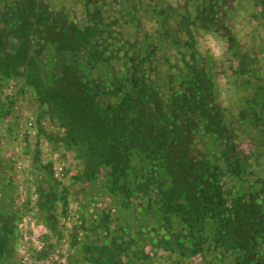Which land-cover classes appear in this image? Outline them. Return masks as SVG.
<instances>
[{"label": "rangeland", "instance_id": "374dc122", "mask_svg": "<svg viewBox=\"0 0 264 264\" xmlns=\"http://www.w3.org/2000/svg\"><path fill=\"white\" fill-rule=\"evenodd\" d=\"M0 264H264V0H0Z\"/></svg>", "mask_w": 264, "mask_h": 264}]
</instances>
